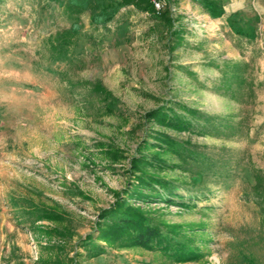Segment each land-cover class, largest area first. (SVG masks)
<instances>
[{
  "label": "rangeland",
  "instance_id": "374dc122",
  "mask_svg": "<svg viewBox=\"0 0 264 264\" xmlns=\"http://www.w3.org/2000/svg\"><path fill=\"white\" fill-rule=\"evenodd\" d=\"M222 1L264 18V0ZM199 3L0 0V264H174L98 236L142 158L178 198L125 199L183 227L200 257L176 264H264V97L226 76L249 45ZM89 243L105 250L91 257Z\"/></svg>",
  "mask_w": 264,
  "mask_h": 264
},
{
  "label": "trees",
  "instance_id": "16d2710c",
  "mask_svg": "<svg viewBox=\"0 0 264 264\" xmlns=\"http://www.w3.org/2000/svg\"><path fill=\"white\" fill-rule=\"evenodd\" d=\"M203 9H205L212 17H221L224 14L222 0H199ZM154 7V5H153ZM226 76L229 74L226 72ZM236 79L235 75H230ZM240 82H245L244 79L237 78ZM250 89H251V85ZM253 94V91H251ZM188 112L194 116L198 113L195 109H188ZM153 118L161 123H164L176 130H190L193 125L179 116L178 114H169L167 111L153 112ZM162 148L173 150L176 146V141L162 134L157 137ZM158 158V155H155ZM150 164L147 158L136 159L133 161V168L138 175L135 177V183L131 191H127L126 196L129 198L138 199L147 204L153 202H164L166 204H174L175 198H178L168 182L158 176L147 173L141 166ZM145 190V193H143ZM125 196V197H126ZM125 197L119 200L108 210H104L99 215L100 219L105 220L98 227L99 237L109 247L117 249H132L142 248L145 250L160 252L169 262L174 264L192 260H197L200 253L194 250L193 247L185 243L189 239L184 233L183 227L180 225H169L167 223H156L149 216V212L141 207L130 204ZM183 204V203H182ZM184 207L185 205H181ZM189 207V205H186ZM49 218L44 214L41 219ZM183 238V239H180ZM89 237L87 241L91 242ZM91 246V257L97 256L105 250L101 244L89 243ZM251 264L249 261H247Z\"/></svg>",
  "mask_w": 264,
  "mask_h": 264
},
{
  "label": "crops",
  "instance_id": "0c3cea01",
  "mask_svg": "<svg viewBox=\"0 0 264 264\" xmlns=\"http://www.w3.org/2000/svg\"><path fill=\"white\" fill-rule=\"evenodd\" d=\"M259 6L261 7L262 5ZM199 7L203 9L200 3ZM262 7L263 9L260 10H264V6ZM223 9L224 14L221 17H212L205 9L203 10L213 19H224L230 33L235 38L239 36L241 38L239 40L244 39L247 45L250 46L247 47L249 51L242 49L229 54L235 60H231L232 63L230 65L227 64L229 69L227 73L235 76H249L250 90L253 91V96L261 101L264 97V90H262L264 88V29H261L264 18L260 17L261 20H255L253 19L255 17L252 16L236 15L233 12L237 9L230 7L227 10L224 5ZM255 45L257 46L256 52L253 50V46ZM227 46L229 47L230 43ZM250 75H255L256 78L253 80ZM261 92L262 94H260Z\"/></svg>",
  "mask_w": 264,
  "mask_h": 264
},
{
  "label": "built area",
  "instance_id": "2783aa9c",
  "mask_svg": "<svg viewBox=\"0 0 264 264\" xmlns=\"http://www.w3.org/2000/svg\"><path fill=\"white\" fill-rule=\"evenodd\" d=\"M156 7L159 9V7H160L159 3H156Z\"/></svg>",
  "mask_w": 264,
  "mask_h": 264
}]
</instances>
